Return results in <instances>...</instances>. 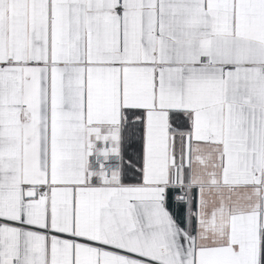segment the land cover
<instances>
[{"label":"snow or ice","instance_id":"6c2138e0","mask_svg":"<svg viewBox=\"0 0 264 264\" xmlns=\"http://www.w3.org/2000/svg\"><path fill=\"white\" fill-rule=\"evenodd\" d=\"M0 264H264V0H0Z\"/></svg>","mask_w":264,"mask_h":264}]
</instances>
